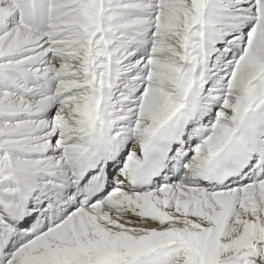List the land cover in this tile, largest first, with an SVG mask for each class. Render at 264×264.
<instances>
[{
	"label": "snow or ice",
	"instance_id": "1",
	"mask_svg": "<svg viewBox=\"0 0 264 264\" xmlns=\"http://www.w3.org/2000/svg\"><path fill=\"white\" fill-rule=\"evenodd\" d=\"M0 264H264V0H0Z\"/></svg>",
	"mask_w": 264,
	"mask_h": 264
}]
</instances>
